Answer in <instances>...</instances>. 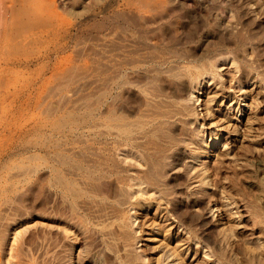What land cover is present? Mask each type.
<instances>
[{
    "label": "rangeland",
    "instance_id": "rangeland-1",
    "mask_svg": "<svg viewBox=\"0 0 264 264\" xmlns=\"http://www.w3.org/2000/svg\"><path fill=\"white\" fill-rule=\"evenodd\" d=\"M44 1L0 60V264H264V0Z\"/></svg>",
    "mask_w": 264,
    "mask_h": 264
},
{
    "label": "bare ground",
    "instance_id": "bare-ground-1",
    "mask_svg": "<svg viewBox=\"0 0 264 264\" xmlns=\"http://www.w3.org/2000/svg\"><path fill=\"white\" fill-rule=\"evenodd\" d=\"M143 2L148 3V1ZM34 4L36 5L33 9V0H0V60L10 57L13 51H16L24 44L31 41L33 35L23 34V32L20 31V27L28 20H33V18L42 19L46 13L45 4H47V1L35 0ZM82 118V120H84L85 116ZM87 118L88 115L86 120ZM55 122L57 124V130H62L66 127V129L72 131L79 126L80 117L74 114L72 115V113L66 115L61 114V116L59 115V117L55 119ZM65 162L66 161L63 160V163ZM93 174L92 172V175ZM63 187L67 191L76 192L72 181H64Z\"/></svg>",
    "mask_w": 264,
    "mask_h": 264
}]
</instances>
